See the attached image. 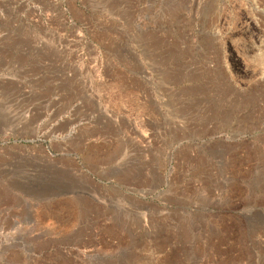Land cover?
I'll use <instances>...</instances> for the list:
<instances>
[{"label": "rangeland", "instance_id": "374dc122", "mask_svg": "<svg viewBox=\"0 0 264 264\" xmlns=\"http://www.w3.org/2000/svg\"><path fill=\"white\" fill-rule=\"evenodd\" d=\"M263 3L0 0V264H264Z\"/></svg>", "mask_w": 264, "mask_h": 264}, {"label": "bare ground", "instance_id": "6f19581e", "mask_svg": "<svg viewBox=\"0 0 264 264\" xmlns=\"http://www.w3.org/2000/svg\"><path fill=\"white\" fill-rule=\"evenodd\" d=\"M263 4H264V3H263ZM6 27H7V26H6ZM6 27H5V28H6ZM42 31H43V30H42ZM30 37H31V36H30ZM47 38H48V37H47ZM56 38H57V37H55V39H56ZM31 41H32V40H31ZM42 42H43V41H42ZM50 42H51V41H50ZM50 42H49V43H50ZM49 43H48V44H49ZM52 43H53V42H52ZM54 45H55V44H54ZM54 45H53V46H54ZM58 46H60V45H58ZM61 46H62V47H61ZM61 46H60L61 48H65V49L67 48L66 46H63V45H61ZM53 48H55V47H53ZM56 48H58V47H56ZM58 49H59V48H58ZM58 49H57V50H58ZM60 51H61V50H60Z\"/></svg>", "mask_w": 264, "mask_h": 264}]
</instances>
